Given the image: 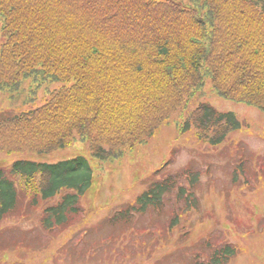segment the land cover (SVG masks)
Segmentation results:
<instances>
[{"label":"trees","instance_id":"obj_1","mask_svg":"<svg viewBox=\"0 0 264 264\" xmlns=\"http://www.w3.org/2000/svg\"><path fill=\"white\" fill-rule=\"evenodd\" d=\"M187 1L0 0V90L15 92L30 77L65 83L39 108L0 119V152L44 155L76 135L93 159L118 160L154 136L205 77L218 98L264 114V0ZM186 123L214 147L241 128L234 114L208 104ZM92 178L80 157L0 168V222L60 196L40 223L48 232L66 229L83 213ZM196 179L188 169L165 175L111 223L161 211L174 190L186 210L195 209ZM206 246L210 253L193 264H227L237 254L230 244Z\"/></svg>","mask_w":264,"mask_h":264},{"label":"rangeland","instance_id":"obj_2","mask_svg":"<svg viewBox=\"0 0 264 264\" xmlns=\"http://www.w3.org/2000/svg\"><path fill=\"white\" fill-rule=\"evenodd\" d=\"M33 79L23 80L15 92L0 90V119L39 108L49 92L65 85ZM212 87L205 77L154 136L133 151L125 149L118 160L93 159L87 142L76 135L71 146L44 155L0 152L4 169L19 161L55 164L80 157L93 172L80 202L83 213L72 226L51 232L41 226L42 209L60 196L0 222V264H193L196 254L210 253L206 243L234 246L237 254L227 264H264V114L218 98ZM200 104L234 114L240 130L215 147L203 142L186 123ZM187 169L197 178L195 209L186 210L174 190L161 211L111 223L151 183ZM180 184L189 187L185 180ZM176 214L179 224L169 228Z\"/></svg>","mask_w":264,"mask_h":264}]
</instances>
